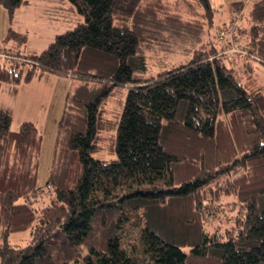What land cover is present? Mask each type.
Wrapping results in <instances>:
<instances>
[{"label":"trees","instance_id":"obj_1","mask_svg":"<svg viewBox=\"0 0 264 264\" xmlns=\"http://www.w3.org/2000/svg\"><path fill=\"white\" fill-rule=\"evenodd\" d=\"M67 1L84 21L42 52H10L27 39L12 28L0 46L16 57H0V86L38 68L75 78L47 191L42 132L29 120L14 129L0 107V264H264V0L220 26L235 31L241 71L206 49L210 0ZM23 2L0 0L10 16ZM178 34L187 59L147 77L148 39ZM232 206L233 223L210 230Z\"/></svg>","mask_w":264,"mask_h":264},{"label":"rangeland","instance_id":"obj_2","mask_svg":"<svg viewBox=\"0 0 264 264\" xmlns=\"http://www.w3.org/2000/svg\"><path fill=\"white\" fill-rule=\"evenodd\" d=\"M253 1L255 0H210L211 5L218 10L215 18L216 27L211 29L206 36L204 35L205 45L208 44L207 46L210 47H206V49L213 50L211 43H209L211 41L215 44L216 54L220 57L230 55L231 59L235 62L237 61L239 68L237 70L240 71L242 60L240 56L235 52V54L231 53L230 50L235 51L233 48L238 49L233 45V41L236 39L234 37L235 31L232 30L233 28L230 29L231 24L225 31L224 36L220 35L221 32L219 31L223 23L229 22L230 11L235 10L242 3L247 5ZM82 21H84V16L77 12L67 0H24L12 16H10L8 9L0 3V39H4L11 28H15L16 31L23 30L22 32L27 36L26 41L24 43L14 42L15 48L8 49L10 52H19L25 56H27L26 54H39L47 48L58 34L74 28ZM176 26L179 27L178 24ZM153 33L155 32L152 31L150 36ZM178 35L167 36L164 42L159 40L150 41L148 39L146 44L147 46H151L152 50L150 51L151 58L149 57L150 65L147 73H145L147 77L155 76L165 67L181 64L187 59L180 47L182 39ZM200 45L194 47V49L199 48ZM175 48L177 50H174ZM0 53L6 54L3 51H0ZM2 58H0V63L4 62ZM256 61L258 60L256 59ZM263 68L264 66L260 64L259 68L256 69V76L264 85ZM74 82L75 78L71 75H59L38 68L29 82L25 83L22 81L16 86L15 90L14 86H12L11 90L7 89V85L0 88V107L4 106L10 109L13 119L12 127L17 129L23 121L29 120L34 122L43 134L42 151L38 167V184L44 191H47L49 166L56 143L58 123L64 110L67 92ZM15 93H18V96L12 99L11 97ZM225 117L227 118V116ZM102 145L104 147L109 146L106 142H103ZM107 151L108 149L104 148L101 155L108 156ZM41 198H44V195ZM231 201V197H223L222 204L231 203ZM212 203H215V201ZM236 210L237 208L232 206V210L227 209L224 211V214H217V217L207 221L208 228L210 230L219 228L221 231H224L225 228L233 223L232 220L236 216ZM27 238V233H17L11 235L10 241L12 243L25 244L28 240Z\"/></svg>","mask_w":264,"mask_h":264},{"label":"crops","instance_id":"obj_3","mask_svg":"<svg viewBox=\"0 0 264 264\" xmlns=\"http://www.w3.org/2000/svg\"><path fill=\"white\" fill-rule=\"evenodd\" d=\"M256 1V0H255ZM255 1H253V2H255ZM251 2V1H250ZM248 3L247 5L245 4V3H242V4H240L239 6H237V11H236V9L235 10H233V11H230V14H229V18H230V20H233L232 18H233V16H234V18H236V21H234V22H237L238 21V19H239V16H240V14H243V13H245V12H248L249 11V9H250V6H251V4L253 3ZM211 3V2H210ZM216 9V8H215ZM218 10V9H217ZM216 15H217V12L215 13V18H216ZM229 20V21H230ZM214 23H215V21H214ZM216 27V26H215ZM15 29V28H14ZM16 30V29H15ZM19 32H22L23 30H18ZM3 38H1L0 39V46H3V40H2ZM15 43L14 42H8V44L6 45V47H8V48H12V47H14L15 48V45H14ZM25 83H27V82H25ZM4 85H7V84H1V86H0V88L1 87H3ZM5 88V87H4ZM10 89L11 90V86L10 85H7V89ZM16 96H18V93H15L11 98L12 99H15L16 98ZM2 108H5L4 106H1ZM6 109H9V108H6Z\"/></svg>","mask_w":264,"mask_h":264},{"label":"built area","instance_id":"obj_4","mask_svg":"<svg viewBox=\"0 0 264 264\" xmlns=\"http://www.w3.org/2000/svg\"><path fill=\"white\" fill-rule=\"evenodd\" d=\"M232 19H233V21H236V18H234V16H233ZM0 56L3 57V58H6V57H12L13 59H16V57H13V56H11V55L4 54V53H0Z\"/></svg>","mask_w":264,"mask_h":264}]
</instances>
